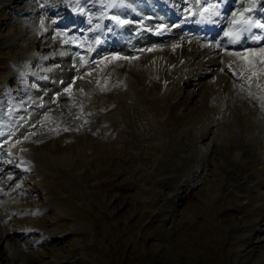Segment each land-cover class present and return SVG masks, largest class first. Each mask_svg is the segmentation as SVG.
I'll list each match as a JSON object with an SVG mask.
<instances>
[{"label":"rangeland","instance_id":"rangeland-1","mask_svg":"<svg viewBox=\"0 0 264 264\" xmlns=\"http://www.w3.org/2000/svg\"><path fill=\"white\" fill-rule=\"evenodd\" d=\"M29 6L40 9L35 0L0 3V82L10 75L7 62L18 52L6 47V42L13 44L9 34L14 24L27 22L20 13ZM29 23L23 28L33 26ZM65 63L74 74L75 64ZM199 70L195 77L210 82L212 72L200 77ZM56 81L53 85L62 83ZM150 81L141 79L140 95L123 89L122 100L108 104L104 114L116 120H106L108 128H102L100 115L78 113L70 97L53 102L54 94L63 93L53 86L49 98L47 92L36 94L35 104H24L26 112L18 107L13 114L0 111V127L6 124L9 135L0 151V190H5L0 197V264H264V134L244 140L228 111L224 119L218 115L220 125L212 117L209 131L196 139V118L177 124L167 103H153L161 92ZM16 82L9 84L16 87ZM187 91L192 89L185 88L180 99L196 105L200 93ZM14 96L18 102L30 100ZM258 112L264 128V112ZM56 116L64 120L61 126ZM12 135H35L38 165L18 167ZM86 135H92L89 144ZM49 141L52 153L39 161L38 147ZM232 151H239V158Z\"/></svg>","mask_w":264,"mask_h":264},{"label":"bare ground","instance_id":"bare-ground-1","mask_svg":"<svg viewBox=\"0 0 264 264\" xmlns=\"http://www.w3.org/2000/svg\"><path fill=\"white\" fill-rule=\"evenodd\" d=\"M4 1L0 0V3ZM54 1L58 3L35 0L40 9L37 6V11L32 6L23 9L20 14L22 19L26 17L24 20L27 22L23 24L21 20V25L14 24L11 29L8 38L13 44L6 42V47L10 49L14 46L18 52L12 53L10 61L6 60L10 75L5 82H0V111L4 108L13 114L18 107L26 112L24 104L34 102L36 94L40 97L47 92L48 97L51 94L49 88L53 86L57 91H63L53 95V102L59 103L70 97L80 108L78 113L100 115L102 128H108L105 121L111 120L104 114L107 108L121 99L118 96L122 95L123 89L128 93L133 92V95H140V82L145 79L154 81L161 92L159 99L153 103H167L166 107L177 124L186 122L191 117L196 118L197 125L192 129V133L196 132V139L202 138L201 131H209L208 121L212 117L220 125L219 120L226 118L228 111L232 116V123L236 122L237 129H240L238 134L243 133L244 140L264 134V128L259 127L262 122L257 120L261 116L258 111L264 112V26H261L264 25V0ZM148 3L158 9L153 10L146 5ZM207 6L211 9L207 10ZM86 7H94L89 10V17L82 14V9ZM35 13L42 15L36 18ZM29 22L33 26L24 29ZM66 24L74 27L66 29ZM258 36L261 37L257 40ZM55 39L58 41H54ZM244 39L248 41L245 42ZM247 46L250 50L243 51ZM20 55L23 58L19 59ZM66 60L75 64L74 74L71 69L66 71L69 65H64ZM124 60L127 61L125 67ZM200 68L203 69L200 77H206L212 72L210 82L202 83L199 79L203 78L195 77L201 72ZM197 70L199 71L196 73ZM53 79H62V83L53 85ZM10 80L18 81V86L10 85ZM185 88L192 89L191 92L187 91L188 95L195 91L200 93L201 100L196 105L191 106L188 99H180ZM110 91V96L104 95ZM14 94L28 96L30 100L23 103L20 102L21 99L19 103ZM51 97L52 95L49 100ZM40 102L41 100L36 102L37 106ZM183 110L184 114L180 116L179 113ZM115 113L114 116H118ZM219 114L223 119H218ZM50 116L48 114V118H52ZM58 116L54 119L61 126L63 119ZM244 116L250 124L246 123ZM262 116L264 119V114ZM119 125L120 121L115 125L117 129ZM7 128L6 124L0 127V136L5 134V137H0V144L9 136ZM30 132L35 133L33 130ZM34 136L16 138L12 135L15 142L12 153L16 154L17 165L22 167L21 170L39 164L34 153ZM91 136H84L85 142H92ZM51 143L47 142L44 148L38 147L41 150L40 154L36 153L39 161L52 153ZM235 148L238 149V144H235ZM229 154L235 159L240 156L239 151ZM71 157L68 155L56 159L60 161ZM1 166L4 164L0 158ZM31 171L33 174H41L34 172V169ZM44 192L50 193V187L45 186ZM4 193L2 188L0 197ZM62 206L65 207V203ZM1 208L0 211L3 210ZM9 211L17 213L13 209ZM10 224L13 225V222L10 221ZM4 229L8 231L6 227Z\"/></svg>","mask_w":264,"mask_h":264},{"label":"snow or ice","instance_id":"snow-or-ice-1","mask_svg":"<svg viewBox=\"0 0 264 264\" xmlns=\"http://www.w3.org/2000/svg\"><path fill=\"white\" fill-rule=\"evenodd\" d=\"M261 26H264V25H261Z\"/></svg>","mask_w":264,"mask_h":264}]
</instances>
